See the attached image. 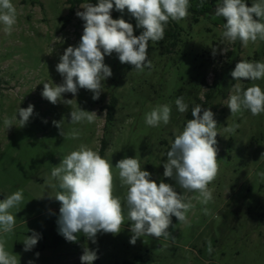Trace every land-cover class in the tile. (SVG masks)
<instances>
[{
    "label": "rangeland",
    "instance_id": "1",
    "mask_svg": "<svg viewBox=\"0 0 264 264\" xmlns=\"http://www.w3.org/2000/svg\"><path fill=\"white\" fill-rule=\"evenodd\" d=\"M82 1L70 12L71 0H11L17 22L10 35L0 23V201L17 190L24 197L10 209L16 216L13 232H0L6 251L16 255L18 264L30 260L33 264H81L85 247L97 253L92 264H122L137 255L145 264H264V177L259 175L264 173V113L253 116L242 110L232 115L227 106L237 84L241 94L253 85L264 91V78L237 81L230 75L241 60L264 62V41L247 46L239 39L227 41L222 36L226 21L215 16L222 0H215V6L199 15L197 22L192 10L196 6L191 5L196 0H189L187 17L170 20L165 27L174 26L178 32L175 44L172 39L149 41L150 68L137 71L122 64L116 53L106 55L104 63L112 76L102 82L98 99L92 98L91 91L79 89L75 96L62 94L64 100H72L70 104H52L42 97L43 83L63 82L56 66L67 47L78 46L84 30L85 22L76 12L83 11V4L98 2ZM245 2L251 6L264 0ZM111 15L133 24L136 35V20L126 9L122 14L113 8ZM179 96L189 105L186 113L175 105ZM112 102L115 111L107 123L106 106ZM29 104L34 105L33 114L20 127L18 110ZM164 104L171 107L169 123L148 126L146 114ZM196 104L214 113L218 132V174L208 185L213 198L206 205L196 199L198 193L187 192L163 176L167 150L192 119L188 114ZM78 108L95 112L97 118L93 123H71L70 113ZM14 115L17 120L6 130L4 119ZM53 121L61 122L64 137ZM234 123L239 124L234 132L224 130ZM74 129L79 133L76 139L69 136ZM103 140L107 146L101 157L113 166V195L121 200L124 224L118 234L97 233L95 243L83 233L77 234V241L68 242L58 231L61 205L48 198L59 190L51 171L81 144L101 154ZM125 157L137 158L152 180L172 184L186 196V202L191 201L185 221L172 217L168 229L172 237L143 236L130 243L127 187L121 186L115 168ZM33 231L40 239L25 251L23 242Z\"/></svg>",
    "mask_w": 264,
    "mask_h": 264
},
{
    "label": "clouds",
    "instance_id": "2",
    "mask_svg": "<svg viewBox=\"0 0 264 264\" xmlns=\"http://www.w3.org/2000/svg\"><path fill=\"white\" fill-rule=\"evenodd\" d=\"M203 6V0L198 7ZM77 17L84 23V30L78 46H69L60 57L56 66L63 77L61 84L43 83L42 97L52 104L61 101L70 104L72 100H64V93L74 96L79 89H87L93 93V99L99 98L103 91V81L112 76L109 66L104 63L105 56L118 55L122 64H130L133 69L143 71L151 67L148 59L149 41L159 42L164 39L165 27L169 21H180L187 17L189 0H98L96 4L88 3L80 6ZM127 12L135 18L139 36L134 35L133 24L123 17L113 19L111 12ZM216 17H223L222 36L230 42L240 40L244 46L258 39L264 41V2L252 3L248 6L245 0H222L216 6ZM17 22V9L11 0H0V23L4 32L11 34ZM227 51V49H224ZM234 80L247 79L256 81L264 78V62L241 60L230 73ZM236 94L229 97L227 106L232 115L248 110L253 116L264 113V91L253 85L241 94L239 84L235 86ZM175 105L180 113H186L189 105L184 97L179 96ZM34 105L19 108L20 127L26 125L32 116ZM203 114L201 115V112ZM171 107L159 105L146 114L148 126L158 127L161 122L167 125L170 120ZM192 119L188 120L183 131L177 135L167 152L163 176L171 178L180 188L187 192H196L202 204L212 200V191L208 185L218 174L217 160V123L210 109H203L196 104L191 109ZM73 124L86 121L93 123L97 118L95 112L78 108L70 113ZM11 119H4V126H13ZM61 129V122L53 121ZM239 124L225 127L226 132H234ZM69 136L76 139L79 133L74 129ZM112 164L101 155L84 144L63 158L58 166L53 167L51 178L56 181L59 190L55 196L48 195L60 203L57 219L58 231L66 241L75 242L77 234L96 242L97 233L118 234L124 224L125 215L119 197L113 195ZM115 168L122 187H127L125 202L127 219L132 233L130 243L135 244L138 238L151 236L155 238L172 237L168 231L172 225V217L185 221L187 212L193 207L186 196L178 192L172 184L161 180L159 183L151 179V173L142 170L137 158L125 157L117 162ZM264 177V173H259ZM22 190H17L0 201V232L11 233L14 230L16 216L10 209L23 201ZM205 214L208 209H203ZM40 239L39 234L32 232L26 236L23 244L25 251L31 250ZM39 256V253H36ZM81 264H92L98 259L95 250L84 248L80 257ZM0 264H18L15 254L5 249V241L0 239ZM28 264H33L29 261Z\"/></svg>",
    "mask_w": 264,
    "mask_h": 264
},
{
    "label": "trees",
    "instance_id": "3",
    "mask_svg": "<svg viewBox=\"0 0 264 264\" xmlns=\"http://www.w3.org/2000/svg\"><path fill=\"white\" fill-rule=\"evenodd\" d=\"M82 0H71V6H70V12H73L75 5L82 3ZM201 3V0H196L193 3H191L192 6H196V8H192V10L196 13V16H194L195 21H199L198 20V16L199 15H203L205 14L208 10H210V8H213L215 6V0H210V2H206V0H203V6L202 7H198V4ZM174 26H172L171 28H166L165 29V34H164V40H168V39H172V43L171 44H175V41L177 39L178 36V32L173 30ZM142 32V29H138L136 36H139L140 33ZM202 105V109H203ZM107 109V123L109 121L112 120L113 115H114V111H115V102H112L110 105L106 106ZM189 117H192L191 112L188 114ZM193 118V117H192ZM107 143L105 140L102 141V146H101V150H100V155H103L104 149L106 148ZM171 147V146H170ZM170 147L168 148L167 152L170 150ZM96 264H100L98 261L96 262ZM122 264H145V261L143 260L142 256L137 255L134 257L133 260L131 261H125Z\"/></svg>",
    "mask_w": 264,
    "mask_h": 264
}]
</instances>
